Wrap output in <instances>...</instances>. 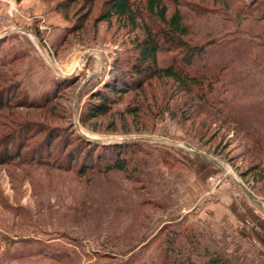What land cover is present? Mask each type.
<instances>
[{
  "label": "rangeland",
  "instance_id": "1",
  "mask_svg": "<svg viewBox=\"0 0 264 264\" xmlns=\"http://www.w3.org/2000/svg\"><path fill=\"white\" fill-rule=\"evenodd\" d=\"M89 1L0 0V137L13 142L12 130L19 127L27 143L19 157L0 152V264H124L176 224L192 228L203 246L232 264H264V182L255 171L264 165V150L243 128L173 80L151 74H133L132 87L120 97L106 94L108 113L80 123L89 104H96L94 94L107 85L119 89L132 74L135 53L128 39L137 34L115 20L99 21L102 0ZM210 1L180 0L179 8L186 21L208 23L219 34L225 29L213 23L216 14L201 17L185 5H219ZM259 26L245 22L241 28ZM47 132L56 135L52 146L59 154L66 148L63 161L42 158L45 151L33 155ZM78 132L105 141L136 139L121 146L130 151V169L138 158L140 172L77 176L83 152ZM161 151L175 163L161 162ZM192 151L209 160V179L202 161L190 165L184 158ZM133 224L130 239H112ZM135 230L156 237L127 252L138 238ZM64 248L69 259L33 257L40 250L54 257ZM23 251L25 258L15 257Z\"/></svg>",
  "mask_w": 264,
  "mask_h": 264
},
{
  "label": "trees",
  "instance_id": "2",
  "mask_svg": "<svg viewBox=\"0 0 264 264\" xmlns=\"http://www.w3.org/2000/svg\"><path fill=\"white\" fill-rule=\"evenodd\" d=\"M93 1L90 0L89 3ZM210 3L219 5L211 9L185 5L201 17L216 14L218 19H214L213 23L225 29L219 34H213L214 30L208 23L204 27L205 24L186 21V13L179 8L180 0H102L98 10L99 21L110 23L115 20L118 26L124 27L128 32L137 30V34L128 39L135 59L129 66L132 74L122 84H118L119 89L116 85H107L103 92L94 94L97 96L94 100L96 104H89L84 115L79 116L80 123L84 124L85 120L97 115L95 113H108L112 105L110 106L111 99L106 94L120 97L125 88L132 87L131 84L135 81L132 79L133 74H151L179 84L205 105L243 128L259 151L264 150V0H211ZM245 22L262 23L259 26L262 30L241 28ZM43 95L46 96V93ZM14 130L15 136H11L13 142L9 135L5 139L4 136L0 137V152L2 155L7 154L9 159L19 157L23 153L20 148L27 146L22 129L18 127L12 131ZM47 133L38 140L39 144L35 146L37 148L32 152L33 155L41 157V151H45L43 156H46L42 158L63 161L68 155L66 148L59 154L60 149L52 146L57 139L56 135ZM77 135L83 150L76 160L77 176L90 178V174L96 176L111 171L128 175L131 170L139 169L138 158H134L133 168L130 169V158L126 156L129 150L127 146H121L132 141L138 142L136 139L98 141L79 132ZM8 142L10 144L7 147L5 144ZM73 155L75 154L70 157ZM169 156L164 151L157 157L161 162L171 165L175 162L170 161ZM108 159L109 162L99 165ZM255 171V179L264 182V165L255 167ZM156 203L160 204L155 201L154 204ZM143 204L145 202L141 201L142 206ZM138 219L136 214L133 223L139 226L142 222ZM133 227L134 224L112 239H130ZM169 227L166 226L164 235L157 238L148 252L140 250L133 255L132 260L127 259L124 264H232L225 255L203 246L202 239L192 228L178 224ZM137 234L138 238L127 252L137 246H147L151 243L149 239L156 237L150 236L151 234L144 236L140 231ZM38 252L34 258L43 256L53 262L69 259L71 255V252H66V248L61 251L62 254L54 257L43 250ZM15 257L25 258L24 251Z\"/></svg>",
  "mask_w": 264,
  "mask_h": 264
},
{
  "label": "crops",
  "instance_id": "3",
  "mask_svg": "<svg viewBox=\"0 0 264 264\" xmlns=\"http://www.w3.org/2000/svg\"><path fill=\"white\" fill-rule=\"evenodd\" d=\"M184 158L190 162L189 163L190 165L191 163H198V160L200 161L198 165H200L202 161L203 164L201 166H203L205 170L207 171L208 179L211 177V175H213L214 171L212 168H210L211 167L210 162L206 157H202L199 154H196L195 151L194 152L192 151L190 155H184ZM178 173L179 172H177V174Z\"/></svg>",
  "mask_w": 264,
  "mask_h": 264
},
{
  "label": "water",
  "instance_id": "4",
  "mask_svg": "<svg viewBox=\"0 0 264 264\" xmlns=\"http://www.w3.org/2000/svg\"><path fill=\"white\" fill-rule=\"evenodd\" d=\"M56 70H58L57 68H56ZM84 136H87L86 134H83ZM92 139H95V140H98V141H100V140H102V139H100V138H98V137H93V136H90ZM196 154H199L200 156H202V157H205V155H203V154H201V153H198V152H195ZM237 184L240 186V188L243 190V192L249 197V198H255V196L251 193V191L250 190H248L241 182H237Z\"/></svg>",
  "mask_w": 264,
  "mask_h": 264
}]
</instances>
